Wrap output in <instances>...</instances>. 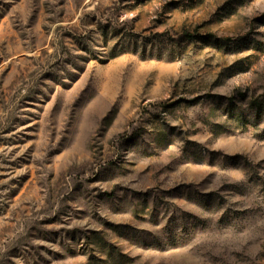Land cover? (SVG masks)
Listing matches in <instances>:
<instances>
[{
    "label": "rangeland",
    "instance_id": "374dc122",
    "mask_svg": "<svg viewBox=\"0 0 264 264\" xmlns=\"http://www.w3.org/2000/svg\"><path fill=\"white\" fill-rule=\"evenodd\" d=\"M0 264H264V0H0Z\"/></svg>",
    "mask_w": 264,
    "mask_h": 264
},
{
    "label": "trees",
    "instance_id": "16d2710c",
    "mask_svg": "<svg viewBox=\"0 0 264 264\" xmlns=\"http://www.w3.org/2000/svg\"><path fill=\"white\" fill-rule=\"evenodd\" d=\"M181 38L191 39V36L188 33H184Z\"/></svg>",
    "mask_w": 264,
    "mask_h": 264
}]
</instances>
